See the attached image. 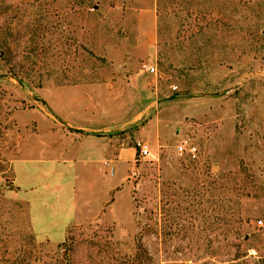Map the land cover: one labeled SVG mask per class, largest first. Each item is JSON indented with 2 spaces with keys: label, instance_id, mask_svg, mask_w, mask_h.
I'll use <instances>...</instances> for the list:
<instances>
[{
  "label": "rangeland",
  "instance_id": "374dc122",
  "mask_svg": "<svg viewBox=\"0 0 264 264\" xmlns=\"http://www.w3.org/2000/svg\"><path fill=\"white\" fill-rule=\"evenodd\" d=\"M61 115L129 157L100 206L59 164L94 202L63 235L12 171ZM0 264H264V0H0Z\"/></svg>",
  "mask_w": 264,
  "mask_h": 264
},
{
  "label": "crops",
  "instance_id": "0c3cea01",
  "mask_svg": "<svg viewBox=\"0 0 264 264\" xmlns=\"http://www.w3.org/2000/svg\"><path fill=\"white\" fill-rule=\"evenodd\" d=\"M60 118H56L55 120L45 117L43 119L45 133L39 136L42 143L35 144L37 147L39 145L41 149L43 148V151L45 150L43 157L18 156L12 162V171L15 185H22L28 188L34 187L29 188V191L26 193L31 199L33 206L31 211L33 213V220L36 221L39 215L43 216L45 213L44 206H47L45 203L46 197L41 199L34 197L35 195L39 197L37 194L38 188H42L44 192L54 194L57 204L53 203L52 208L59 207V210L55 213L61 211L67 212V214L63 212L65 215L62 226L63 235L65 227L76 218L77 213L81 211L83 213V209L87 205L91 207L94 205L92 200L79 202L67 200L64 203V196L68 198L72 197V193L64 189L71 188L72 185L76 189L75 193L77 194H82L84 190H93L90 196H94L97 199V203H99L103 198L109 196L111 187L114 188L115 185H120L123 181L124 171H118L116 174L113 164L115 166L119 162L126 164L129 157L126 156V149L120 145L118 138L109 135V125L97 124L88 126V124L81 120L70 119L65 115H61ZM67 126L73 127V131L69 130L70 132L68 133ZM87 130L96 132L89 133ZM38 158H40L39 162H46L50 166L43 173L39 171L43 175V178L39 181L40 185H38V180L34 181L38 167L29 168L26 163L34 162L37 164ZM101 162L108 165L110 174L114 172L111 179L104 176L100 168ZM110 162H113V164H110ZM59 164L63 165L67 172H69V167L73 168L71 173H73L74 182L71 185L63 184V178L60 176L62 170L59 176H56V173L62 169V167H59ZM97 205L100 206L101 204ZM85 212H88V210ZM55 213L50 216L55 215ZM39 227L43 232L51 236V232L44 228L43 221L42 226L39 225Z\"/></svg>",
  "mask_w": 264,
  "mask_h": 264
},
{
  "label": "built area",
  "instance_id": "2783aa9c",
  "mask_svg": "<svg viewBox=\"0 0 264 264\" xmlns=\"http://www.w3.org/2000/svg\"><path fill=\"white\" fill-rule=\"evenodd\" d=\"M147 69L153 71L155 68L152 65H147ZM139 153L142 155L150 153L149 147L146 143L139 144ZM178 149L187 153H194L196 146L192 143H187L186 141L180 143L178 145Z\"/></svg>",
  "mask_w": 264,
  "mask_h": 264
}]
</instances>
